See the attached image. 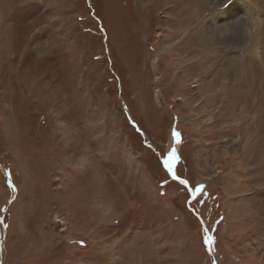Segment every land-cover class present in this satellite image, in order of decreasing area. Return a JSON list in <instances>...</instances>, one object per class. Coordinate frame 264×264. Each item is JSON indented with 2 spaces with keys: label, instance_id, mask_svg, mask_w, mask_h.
I'll list each match as a JSON object with an SVG mask.
<instances>
[{
  "label": "rangeland",
  "instance_id": "rangeland-1",
  "mask_svg": "<svg viewBox=\"0 0 264 264\" xmlns=\"http://www.w3.org/2000/svg\"><path fill=\"white\" fill-rule=\"evenodd\" d=\"M237 1L0 0V264H264V0Z\"/></svg>",
  "mask_w": 264,
  "mask_h": 264
},
{
  "label": "bare ground",
  "instance_id": "bare-ground-1",
  "mask_svg": "<svg viewBox=\"0 0 264 264\" xmlns=\"http://www.w3.org/2000/svg\"><path fill=\"white\" fill-rule=\"evenodd\" d=\"M207 1V0H206ZM237 1V0H236ZM212 2V1H211ZM238 2V1H237ZM236 3V2H235ZM240 3H242V2H240ZM239 3V4H240ZM231 10V9H230ZM196 14H200V10L198 9L197 10V12H196ZM228 16H230V15H228ZM199 17H201V14H200V16ZM198 18V17H197ZM233 18V17H232ZM244 20V19H243ZM216 21H218V20H216ZM232 21V20H231ZM238 21V20H237ZM211 24V23H210ZM239 24H243V22L241 23V22H239ZM253 24H255L254 23V21H253V23H252V25H251V27L253 28L252 29V34L254 33H258L259 31L258 30H254V26L255 25H253ZM209 25V24H208ZM237 25H238V23H237ZM236 26V25H235ZM216 28V27H215ZM210 29V31L212 30V28H209ZM251 29V28H250ZM257 29H259V27L257 28ZM261 29V28H260ZM258 31V32H257ZM229 32H231V30L229 31ZM261 32H264V30H262ZM242 33V32H241ZM216 34H217V43L218 44H220V45H222V44H227V45H233V44H240L241 46H245L247 43H248V40H251L250 38L251 37H249V38H246V39H244V38H241V39H237L236 40V38H235V36H225L224 37V32H223V29H221V33L219 32V31H217L216 32ZM220 35H222V36H220ZM233 35V34H232ZM236 35V34H235ZM224 37V38H223ZM252 38L253 39H255L254 38V36H252ZM207 43V42H206ZM239 45V46H240ZM194 50V49H193ZM263 51H264V49H262ZM37 64V63H36ZM42 64V63H41ZM202 83H206V82H204V81H202ZM172 147H173V149H174V146L172 145ZM86 161V160H85Z\"/></svg>",
  "mask_w": 264,
  "mask_h": 264
},
{
  "label": "snow or ice",
  "instance_id": "snow-or-ice-1",
  "mask_svg": "<svg viewBox=\"0 0 264 264\" xmlns=\"http://www.w3.org/2000/svg\"><path fill=\"white\" fill-rule=\"evenodd\" d=\"M171 155L174 156V152ZM164 163H165V165H168V160H165ZM169 170L171 171L170 168H169ZM173 175H174V178L178 179V177H175V174H173ZM182 183H187V182L186 181H182ZM13 190L15 191V186L14 185H13ZM207 231L208 230L205 229V232H207ZM205 243L211 245L212 244V237H207V239L205 240ZM209 250H211V248Z\"/></svg>",
  "mask_w": 264,
  "mask_h": 264
}]
</instances>
